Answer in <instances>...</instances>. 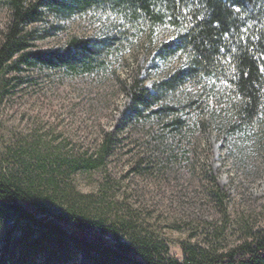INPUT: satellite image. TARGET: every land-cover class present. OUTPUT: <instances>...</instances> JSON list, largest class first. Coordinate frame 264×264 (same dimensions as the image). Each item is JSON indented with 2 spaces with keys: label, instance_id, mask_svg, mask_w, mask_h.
Wrapping results in <instances>:
<instances>
[{
  "label": "rangeland",
  "instance_id": "rangeland-1",
  "mask_svg": "<svg viewBox=\"0 0 264 264\" xmlns=\"http://www.w3.org/2000/svg\"><path fill=\"white\" fill-rule=\"evenodd\" d=\"M8 22L9 9L0 2V41ZM58 24L59 30L35 41L38 47L57 48L72 34L103 32L97 15ZM172 34L165 27L151 40L127 43L103 73L39 66L19 72L20 83L0 93V170L16 172L21 156L40 189L53 193L56 207L130 218L133 233L152 237L182 259L187 245L225 251L264 233V110L237 136L227 130L229 114L216 88L195 89L201 102L189 114L188 131L155 137L160 129L154 121L129 115L130 86L139 81L151 89L176 65L155 58L157 43ZM107 134L115 136L114 145L101 163L75 168L95 156ZM38 157L45 168L38 167Z\"/></svg>",
  "mask_w": 264,
  "mask_h": 264
},
{
  "label": "trees",
  "instance_id": "trees-1",
  "mask_svg": "<svg viewBox=\"0 0 264 264\" xmlns=\"http://www.w3.org/2000/svg\"><path fill=\"white\" fill-rule=\"evenodd\" d=\"M0 2L9 9L0 41L1 94L20 83L19 72L36 66L74 74L107 72L110 59L126 51L127 43L144 36L151 40L168 27L173 34L157 43L155 58L176 65L151 89L139 81L131 84L130 116L154 121L157 138L181 137L190 128L189 114L200 108L193 91L216 88L229 114L227 130L241 136L264 110V0ZM84 15L99 17L101 35L72 34L57 48L36 45L61 28L59 21ZM50 18L58 22L46 28ZM114 137L107 134L95 156L75 168L98 166ZM17 166L16 172L0 170V264H264V233L225 251L187 245L178 259L152 237L133 233L130 218L56 207L53 193L36 184L30 163L19 156Z\"/></svg>",
  "mask_w": 264,
  "mask_h": 264
},
{
  "label": "snow or ice",
  "instance_id": "snow-or-ice-1",
  "mask_svg": "<svg viewBox=\"0 0 264 264\" xmlns=\"http://www.w3.org/2000/svg\"><path fill=\"white\" fill-rule=\"evenodd\" d=\"M237 11H239V9H237Z\"/></svg>",
  "mask_w": 264,
  "mask_h": 264
}]
</instances>
